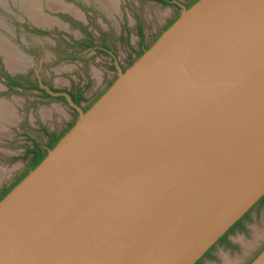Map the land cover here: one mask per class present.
Listing matches in <instances>:
<instances>
[{"label": "water", "instance_id": "water-1", "mask_svg": "<svg viewBox=\"0 0 264 264\" xmlns=\"http://www.w3.org/2000/svg\"><path fill=\"white\" fill-rule=\"evenodd\" d=\"M0 200V264H196L264 196V0H197ZM250 264H264V249Z\"/></svg>", "mask_w": 264, "mask_h": 264}, {"label": "rangeland", "instance_id": "rangeland-1", "mask_svg": "<svg viewBox=\"0 0 264 264\" xmlns=\"http://www.w3.org/2000/svg\"><path fill=\"white\" fill-rule=\"evenodd\" d=\"M174 11L151 0H0V101L8 104L0 118V187L26 167V151L35 140L43 141L44 130L78 117L56 99L6 90L1 76L27 73L34 82L40 77L57 86L74 77L88 93L98 69L113 66L110 58L99 60L92 43L112 46L121 58L137 44L139 26L153 41ZM229 238L232 245L217 243L201 264H250L264 249V203L252 208Z\"/></svg>", "mask_w": 264, "mask_h": 264}, {"label": "flooded vegetation", "instance_id": "flooded-vegetation-1", "mask_svg": "<svg viewBox=\"0 0 264 264\" xmlns=\"http://www.w3.org/2000/svg\"><path fill=\"white\" fill-rule=\"evenodd\" d=\"M151 1L155 3H159L163 6L164 5L170 6V8H174L175 10L174 17L169 22L166 23L164 29L160 30L159 32L160 33L159 36H160L161 33L177 19V17L180 15L179 13H181L184 7H190L197 0H164V2L163 0L161 1L151 0ZM138 32L139 35H138L137 44L132 45V50L128 53V55H123L121 58L116 54V51L113 49L112 46H107V45L103 46V45H97V43L96 44L92 43V46H90L89 48L94 49L95 51L98 52V54L100 55L99 60H102V62L105 63V60L110 58V61H112L113 66L111 68L108 67L104 69H100V68L98 69L96 85L88 93L86 90L87 88L86 86H84L83 83L79 87L76 86L78 82H82V81H77L74 77H69L64 80L65 84L68 83L67 80L69 81L68 85L57 86L54 84H50V81L46 79L43 78L40 79V77L37 79V82H34L31 80V78H29V75L27 73L13 78L10 76L3 75L1 76V84L6 88V90L9 89L16 91L31 90L32 92L44 95L49 99H56L60 101L62 104L67 105L68 108H70L72 112H74L78 116L79 110L68 102L65 95L53 96L45 88H43L41 84L47 85L54 92L69 94L78 107H80L83 110L88 109L107 90V87L108 88L110 87V85L112 84L111 82L116 77H118L120 70H126L129 66H131L140 57V55L146 49H148L159 37L157 35L153 36V39L154 38L156 39L153 41L152 40L148 41L144 25L139 26ZM29 58L30 60H33L31 59L30 56ZM72 81L74 82L75 87L72 84ZM76 97H79V100H77ZM75 121H76L75 119L66 120V122H63L62 125L56 129L44 130L46 137L43 138V141L38 142V140H35L34 143L35 145L30 146V148L26 151V155L29 158L26 167L22 169L21 172L18 173L17 175L15 174L16 176L14 175V178H12L9 182H6L5 185L0 187V196H2V194L7 189H9L20 177H22L27 171L31 169L35 159L38 156L44 153H48L53 141L60 138L63 134H65L66 131H68L69 128L72 127ZM228 240L231 242L229 235H228Z\"/></svg>", "mask_w": 264, "mask_h": 264}, {"label": "trees", "instance_id": "trees-1", "mask_svg": "<svg viewBox=\"0 0 264 264\" xmlns=\"http://www.w3.org/2000/svg\"><path fill=\"white\" fill-rule=\"evenodd\" d=\"M161 1V0H160ZM163 2H164V0H163ZM172 24V23H171ZM170 24V25H171ZM169 25V26H170ZM168 26V27H169ZM167 27V28H168ZM166 28V29H167ZM76 99L77 100H79V97H76ZM73 126V125H72ZM71 128V127H70ZM69 128V129H70ZM67 132V131H66ZM64 136V134L60 137V138H58V139H56V140H54L53 141V143L51 144V148H53L57 143H58V141L62 138ZM50 148V149H51ZM47 155V153H44V154H42V155H40V156H38L36 159H35V161H34V163H33V165H32V167H31V169H33V168H35L44 158H45V156ZM30 169V170H31ZM29 170V171H30ZM29 171H27L22 177H20L9 189H7L3 194H2V196H0V200L14 187V186H16L28 173H29ZM258 203H264V196L252 207V208H254ZM251 208V209H252ZM250 209V210H251ZM250 210L242 217V218H240L223 236H221L220 237V239L205 253V255L204 256H206V255H210V253H211V251H212V249L214 248V246L217 244V243H225V244H228V245H232L231 244V242L228 240V235L231 233V232H233L236 228H238V227H242L243 226V220L248 216V214H249V212H250ZM203 256V257H204ZM202 257V258H203ZM202 258L200 259V260H198V262L196 263V264H201V261H202Z\"/></svg>", "mask_w": 264, "mask_h": 264}, {"label": "bare ground", "instance_id": "bare-ground-1", "mask_svg": "<svg viewBox=\"0 0 264 264\" xmlns=\"http://www.w3.org/2000/svg\"><path fill=\"white\" fill-rule=\"evenodd\" d=\"M5 101L1 100L0 101V111H3V115H0L1 119H5V111L7 110L8 104L4 103ZM5 115V116H4Z\"/></svg>", "mask_w": 264, "mask_h": 264}]
</instances>
